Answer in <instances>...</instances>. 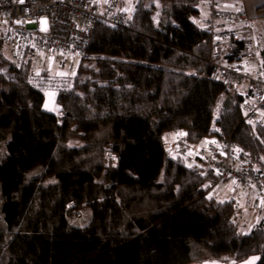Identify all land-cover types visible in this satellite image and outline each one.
I'll return each mask as SVG.
<instances>
[{
    "label": "trees",
    "instance_id": "obj_1",
    "mask_svg": "<svg viewBox=\"0 0 264 264\" xmlns=\"http://www.w3.org/2000/svg\"><path fill=\"white\" fill-rule=\"evenodd\" d=\"M201 4L135 0L128 25L98 23L58 113L0 28V264H264V219L241 232L235 200L209 196L215 171L164 147L176 130L192 148L231 139L264 178V126L212 78Z\"/></svg>",
    "mask_w": 264,
    "mask_h": 264
},
{
    "label": "built area",
    "instance_id": "obj_2",
    "mask_svg": "<svg viewBox=\"0 0 264 264\" xmlns=\"http://www.w3.org/2000/svg\"><path fill=\"white\" fill-rule=\"evenodd\" d=\"M202 3L207 15H200L197 22L211 37L212 78L223 80L242 95L248 123L264 126V47L255 39L253 17L244 8H225L223 0H202ZM132 15L133 9H128L123 0H0V28L18 65H23L29 55L38 58L40 51L82 56L98 23L125 26ZM51 69L52 65L40 73L34 71L31 81L38 89L57 94L73 87V76L56 77L50 74ZM174 134L175 140L164 145L171 156L190 163L201 160L215 171L217 182L231 181L256 190V212L264 219V178L255 161L239 159L231 139L192 148L182 131L176 130Z\"/></svg>",
    "mask_w": 264,
    "mask_h": 264
},
{
    "label": "rangeland",
    "instance_id": "obj_3",
    "mask_svg": "<svg viewBox=\"0 0 264 264\" xmlns=\"http://www.w3.org/2000/svg\"><path fill=\"white\" fill-rule=\"evenodd\" d=\"M124 5L132 10L134 7L135 0H123ZM157 5L158 3L155 2ZM264 3V0H254V8ZM254 9V10H255ZM250 15L254 18V36L258 43L264 47V13L259 11H249ZM258 12V13H256ZM160 16V9H156L154 11L155 22L158 23V19ZM258 17V18H255ZM65 59V61H64ZM81 61L80 55L75 56H63L60 54L51 55L46 53L45 51H40L39 57L33 59L34 71L35 73H40L44 70L49 69L50 65H52V69L49 70L50 74L56 77H72L75 76L78 66ZM227 93H221L217 98L216 103V112L213 116V128L215 129V120L218 116V111L220 109L221 103L226 97ZM58 113V112H57ZM216 142L214 138H206L201 141L199 146L204 145L206 142ZM209 196H214L219 200H231L234 199L239 206L238 214H237V222L240 224L241 232H248L252 229L260 218L256 212V199H258V193L253 188H243L242 186L234 183V182H217L210 190ZM90 213V211H89ZM89 213L86 210H82L79 212L78 216L75 218V223L83 224L89 218ZM250 258L249 260H253L252 264L257 262V257ZM244 264V262L240 263Z\"/></svg>",
    "mask_w": 264,
    "mask_h": 264
},
{
    "label": "crops",
    "instance_id": "obj_4",
    "mask_svg": "<svg viewBox=\"0 0 264 264\" xmlns=\"http://www.w3.org/2000/svg\"><path fill=\"white\" fill-rule=\"evenodd\" d=\"M223 2L225 4V8H227L229 10H237V9H240V8H244L248 12V14L250 13L249 11H254L255 12L258 7H260V6H262L264 4V3L260 4L255 9L254 8L255 7L254 6V0H223ZM200 10H201V14L200 15H203V16L207 15V9H206V7H205V5L203 3L200 6ZM259 12H263L264 13V11H259ZM256 13H258V12H256ZM255 18H258V17H255ZM253 25H254V18H253ZM253 33H254V30H253ZM44 107L48 111H51V112H54V113L59 112L58 106H57V103H56V93H54L53 91L46 92V100H45ZM174 140H175V134L174 133L166 135V141L167 142L172 143ZM256 201H257V199H256ZM235 205L239 209V206L236 203V201H235ZM258 222H259V220H258ZM257 260H258V257H257Z\"/></svg>",
    "mask_w": 264,
    "mask_h": 264
},
{
    "label": "water",
    "instance_id": "obj_5",
    "mask_svg": "<svg viewBox=\"0 0 264 264\" xmlns=\"http://www.w3.org/2000/svg\"><path fill=\"white\" fill-rule=\"evenodd\" d=\"M252 262H253V260L250 261L248 259L247 261L244 262V264H252ZM200 264H225V263L224 262H217V261H204V262H202Z\"/></svg>",
    "mask_w": 264,
    "mask_h": 264
},
{
    "label": "bare ground",
    "instance_id": "obj_6",
    "mask_svg": "<svg viewBox=\"0 0 264 264\" xmlns=\"http://www.w3.org/2000/svg\"><path fill=\"white\" fill-rule=\"evenodd\" d=\"M254 260H255V258H254Z\"/></svg>",
    "mask_w": 264,
    "mask_h": 264
}]
</instances>
